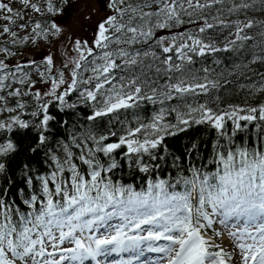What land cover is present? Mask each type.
<instances>
[{
	"label": "snow or ice",
	"instance_id": "snow-or-ice-1",
	"mask_svg": "<svg viewBox=\"0 0 264 264\" xmlns=\"http://www.w3.org/2000/svg\"><path fill=\"white\" fill-rule=\"evenodd\" d=\"M12 2L0 264H264V0Z\"/></svg>",
	"mask_w": 264,
	"mask_h": 264
},
{
	"label": "rangeland",
	"instance_id": "rangeland-1",
	"mask_svg": "<svg viewBox=\"0 0 264 264\" xmlns=\"http://www.w3.org/2000/svg\"><path fill=\"white\" fill-rule=\"evenodd\" d=\"M85 6L89 9L86 13V15L84 16H79L78 19H74L72 18L71 20L69 19V22H68V25L66 27L68 28H71L72 31L76 34V35H79L80 32H81V25L84 23V17L87 16L89 13L91 12H94L98 9V4H97V0H88L85 2ZM12 7L14 9H21L22 8V5L18 2V0H13L12 2ZM31 15V13H30ZM102 15V13H101ZM38 16H33V18H37ZM39 18V17H38ZM96 18H99V17H96ZM19 22L17 23H23L24 21L22 20H18ZM6 22L3 20V19H0V25H3L5 24ZM88 32L86 29H84V34ZM89 33V32H88ZM68 33L66 32L65 35H67ZM20 35H24L23 32H20ZM86 36V35H85ZM89 38H90V33H89ZM6 39V37H1L0 40H4ZM44 47V42H41V50L43 49ZM57 47H61L62 48V45H58ZM20 51L21 52H24L25 55H24V58H29V53L32 51V46L31 45H26V46H21L20 47ZM37 51H40V50H37ZM0 58H3V56H0ZM13 59H18L20 60L21 57H15ZM57 67H59V64L57 65ZM225 246L227 247V242H225Z\"/></svg>",
	"mask_w": 264,
	"mask_h": 264
},
{
	"label": "flooded vegetation",
	"instance_id": "flooded-vegetation-1",
	"mask_svg": "<svg viewBox=\"0 0 264 264\" xmlns=\"http://www.w3.org/2000/svg\"><path fill=\"white\" fill-rule=\"evenodd\" d=\"M86 1H88V0H79V4H78V6L76 7V9L74 10V12L71 14V16H70V20H71L72 18H74V19H78L79 16H84V15H86L87 11L89 10V9L85 6V2H86ZM34 19H39V18L37 17V18H34ZM17 22H19V21H17ZM85 35H86V37L89 38V33H88V32H86ZM0 39H1V37H0ZM16 60H18V59H13V61H16Z\"/></svg>",
	"mask_w": 264,
	"mask_h": 264
},
{
	"label": "trees",
	"instance_id": "trees-1",
	"mask_svg": "<svg viewBox=\"0 0 264 264\" xmlns=\"http://www.w3.org/2000/svg\"><path fill=\"white\" fill-rule=\"evenodd\" d=\"M243 99H244V96L241 95V96L237 97L233 102L240 103ZM248 100L250 103L264 102V101H260L259 97H255V98L254 97H248ZM180 139L182 140L183 137H181ZM179 143H180V140H177L176 141L177 146L179 145Z\"/></svg>",
	"mask_w": 264,
	"mask_h": 264
}]
</instances>
